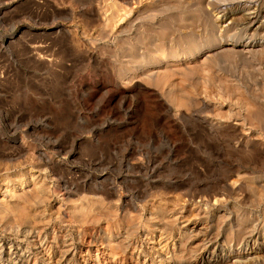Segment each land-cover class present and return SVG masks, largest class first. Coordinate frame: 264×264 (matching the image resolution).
<instances>
[{"label": "rangeland", "instance_id": "obj_1", "mask_svg": "<svg viewBox=\"0 0 264 264\" xmlns=\"http://www.w3.org/2000/svg\"><path fill=\"white\" fill-rule=\"evenodd\" d=\"M0 264H264V0H0Z\"/></svg>", "mask_w": 264, "mask_h": 264}]
</instances>
